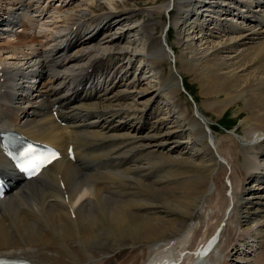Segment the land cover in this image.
Here are the masks:
<instances>
[{
  "label": "bare ground",
  "instance_id": "6f19581e",
  "mask_svg": "<svg viewBox=\"0 0 264 264\" xmlns=\"http://www.w3.org/2000/svg\"><path fill=\"white\" fill-rule=\"evenodd\" d=\"M21 2L2 11L0 33L11 32L26 12ZM93 2L67 17L60 9L36 12H58L51 36L39 46L0 48V131L61 150L0 199V257L32 264H201L197 258L217 235L201 245L224 223L206 259L228 264L238 240L255 232L239 224L264 216V0ZM133 31L142 34L144 49L129 36ZM100 32L106 35L97 39ZM137 57L143 65L130 78ZM183 73L203 96L191 110L178 98ZM204 109L216 117L236 109L241 135L233 130L235 138L221 147ZM6 162L0 149L7 173ZM212 194L218 201L209 208ZM206 216L200 241L195 228V243H184ZM261 242L254 260L243 264H264Z\"/></svg>",
  "mask_w": 264,
  "mask_h": 264
},
{
  "label": "rangeland",
  "instance_id": "374dc122",
  "mask_svg": "<svg viewBox=\"0 0 264 264\" xmlns=\"http://www.w3.org/2000/svg\"><path fill=\"white\" fill-rule=\"evenodd\" d=\"M13 1H15V0H11V1L10 0H0V14H2V11H4L5 9L11 7L12 6L11 3L13 4ZM21 1L23 3L26 2L27 4H29L28 10L31 9L33 11L29 10V11L25 12L24 14H21L22 19L12 29L11 32L9 31L8 33H0V48H6V47H9V45H12V46L14 45V46H18V47H22V46L26 47L27 44H30V43H37V45L39 46V45H41V43L44 42V40H46L45 36H47L48 32H51V30L53 31L54 26H55V24L53 25V23H52L55 20L52 17V15H54V14L57 15L58 12H52V14H51V12L50 13L47 12L44 15H37L36 11H34L36 9L40 10V11L46 10V8H48V9L53 8V11H56V9H60L61 10L60 14L62 15V17H67V15L74 12L75 10H81L82 9V10L88 11L89 8L86 7V5L88 6L93 1H94L93 4L100 3L102 5H105V6L108 5L109 6L110 3H113L114 1L120 2L121 0H88L89 2L91 1L90 3H88L87 0H84V1L78 0V2H76L77 4L73 3L74 5H66L68 3L67 1H69V0H38V1L36 0L35 2H33L32 5H30V3H28V0H21ZM50 1H51V6H49ZM158 1H160V0H134V2H137L140 4H146V5H150V3L156 4V3H158ZM78 3H81V4L83 3L85 5H83V4L78 5ZM141 16L142 15L138 16L139 20L142 19V18H140ZM163 16H164L163 18L165 20V18L167 16L166 15H163ZM135 20H134V22H133V20L131 22L128 21L126 26L125 25L124 26L125 27L129 26L130 28H133L134 25H136V23H137V20L136 21ZM25 23H28L29 26H27ZM57 25L62 26L63 24H62V22H58ZM49 26L52 27L53 29L50 28ZM168 26H169V24L167 23V27ZM116 27H118V26H115V28H113L111 30L113 33L114 32L116 33L119 31ZM48 28H50V29H48ZM86 33H87V31L83 32V35ZM105 35L106 34H104L103 32H100L99 35L97 36V39H101ZM50 36H51V34H49V36H47V37H50ZM129 36H131V37L133 36L134 38H137L139 40L138 41L139 49H144L145 39L142 37V34H140L139 31H133V33L131 32ZM32 39H34L33 40L34 42L31 41ZM174 39H175V31H174V29H171L169 32V43H171L175 47V49L177 50L176 45L174 44ZM88 45H90V44H88ZM137 58L134 59L135 63H133V65H129V67L132 66L130 78H132L134 75V72L139 71L143 65V62L140 61V58L139 57H137ZM79 63H77L76 66L77 65H80V66L83 65L82 61ZM167 63L168 62L166 61L165 64H162L164 68H166L168 66ZM148 70L149 69L147 67L144 68V70H143V71H145L144 76H149V74H151ZM182 77L184 79V85L185 86L181 87V93H180V96H178V98L182 103L187 105L189 110H191L192 109L191 107H195L196 105L201 103V99L203 96L201 94L200 86H199L197 81L193 80L191 78V76L189 74H186V73H183ZM153 78L154 77H149L148 79H153ZM43 80L45 82L48 81L47 77H45ZM204 110L207 113V115L212 116L211 112H209L206 109H204ZM235 112H236V109H230L224 114V116H219V117H216L215 115L212 116L211 126L215 131V136L218 138L219 145L221 147H223V145L226 146L229 143V140H231L232 138H235L236 134L238 136L241 135V131H240V129H238L240 116L237 117L236 116L237 114ZM235 116L238 119L235 118ZM233 130L237 131V133L234 135H232ZM225 183L229 184V181L226 180ZM217 201H218V198L215 195L213 199H208L205 204H206V206L209 205V208H210L211 207L210 205L212 204L214 206L217 203ZM208 210H209L210 216H211L214 209L211 208ZM208 219H209V216H206V218L204 219V221L202 223L193 224L192 229L189 231V233H187V235H186L187 237H185V239H184V243H189L192 240L194 241V239H195V242L198 243L200 241L199 240L200 237L205 232V227H206L205 225H206ZM243 222H241V224H239L241 229H249L250 228V230H255V232L257 231L258 233L256 232V234H255V232L252 231L251 237H247L246 239L238 240L240 242L239 246H236L237 249L235 248L234 250H232L230 252V255L228 256V258H226L228 264H243L242 263L243 261H252L254 258V255H257V252H259V250H260V249H258L257 251H255L254 248L257 245H259L261 241H262L261 242L262 243L261 250L264 252V242H263L264 241V216L263 217L258 216L255 219H248L247 221H243ZM222 224L224 226V223H222ZM231 225H232V228H234L233 227L234 223ZM195 228L199 229L201 232L197 238L195 237L194 239H192V236H194L193 230ZM233 231H236V228H234ZM225 238H226V236L223 237L221 245H223V243L225 244V242H224ZM193 241H192V243H195ZM171 248L168 250L169 253L174 252V251H172ZM186 252H188V250ZM219 264H225L223 262V258L219 261Z\"/></svg>",
  "mask_w": 264,
  "mask_h": 264
},
{
  "label": "snow or ice",
  "instance_id": "6c2138e0",
  "mask_svg": "<svg viewBox=\"0 0 264 264\" xmlns=\"http://www.w3.org/2000/svg\"><path fill=\"white\" fill-rule=\"evenodd\" d=\"M35 151L36 150L31 145H29L26 149L23 150L21 155H23L24 157H29L30 154L34 153ZM55 158V153H50L48 155L41 154L39 157L31 159L27 163L25 171H28L31 175H35L36 172H38L44 164L50 163Z\"/></svg>",
  "mask_w": 264,
  "mask_h": 264
}]
</instances>
